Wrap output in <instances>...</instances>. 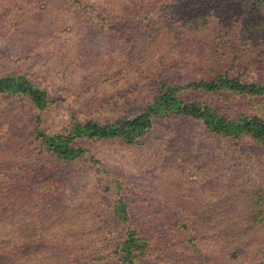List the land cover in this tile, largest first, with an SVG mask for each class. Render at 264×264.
<instances>
[{"label":"rangeland","instance_id":"rangeland-1","mask_svg":"<svg viewBox=\"0 0 264 264\" xmlns=\"http://www.w3.org/2000/svg\"><path fill=\"white\" fill-rule=\"evenodd\" d=\"M263 42L264 0H0V264H264V143L177 114L159 89L264 122V91L192 86L264 88ZM154 108L126 137L74 130Z\"/></svg>","mask_w":264,"mask_h":264},{"label":"trees","instance_id":"trees-1","mask_svg":"<svg viewBox=\"0 0 264 264\" xmlns=\"http://www.w3.org/2000/svg\"><path fill=\"white\" fill-rule=\"evenodd\" d=\"M256 7H257V10L261 8V11H262L263 9L261 6H258V5H256ZM259 18L260 20L262 19L261 16ZM258 22L259 21L256 18L251 19L248 26L252 30V32H254V29L256 28ZM259 45L260 44L256 45L258 46V48L256 51L252 52L251 58L253 59V55H257L260 60L259 63L264 64V42L260 46ZM256 52H259V53L256 54ZM258 58H255V59L257 60ZM214 62L211 65L215 68L217 63L216 62L214 63ZM232 62H233L232 68L238 71L244 68V66H247L245 64L246 61H241L238 56H236ZM204 67H207V66H204ZM214 68H212L210 72H213ZM5 80L10 81L9 78L0 79V85H2ZM192 86H193V89H198V90H200L201 87H205L204 89L208 88V90L210 91L213 90V92H218V91H226V92H233V93L240 92L241 94L248 93L249 95H254V96L260 95L261 92L264 91V88L262 87L261 83H257V82L242 83L239 77L228 75L227 73H219L217 74V77L211 81L201 80L199 83L192 84ZM182 88L183 87L176 86L171 82L163 81L159 86L160 94L162 96L160 99L164 100L163 104L167 103L170 109L179 104L180 107H174L175 109L178 108L177 114L188 115L193 118L200 119L204 122V124H206L209 130L222 131V132H225V134L233 135L235 138H239L244 133H247V134H250L255 140H260L264 143V131H263L264 122L258 119H254V117L249 116V115H243L235 120H229L228 117H225L219 114L217 110L214 109L212 106H208L206 104L205 108H203L204 103H202L200 100L178 99L176 97V92L181 91ZM37 92L38 91L35 90L32 93L33 96L36 95ZM150 113L138 115L131 119L127 118V119L120 120L118 122L110 123L107 125L89 123V125L80 126V124H77L74 126V130L78 132L79 135L81 134L78 131V127L92 130L93 133L90 135V137L96 136L100 138H110V137L117 136L118 132H121L120 134H118L119 136L121 135L125 136L128 132V131H124L126 128H132V131L139 130L140 132H142L144 129L149 128L153 124V119L157 118L158 116L164 115L163 110L161 109L156 110V108H154V111H152L153 114H151L150 117L148 118L147 115H149ZM51 139L54 142L56 139H60V137L53 136ZM47 140H49L48 137H47ZM142 241H143L142 239L139 241H134L133 245L129 247V252L132 253L131 250L133 249L139 250L141 252L144 251L145 248L148 246V244L147 242L145 241L142 242ZM141 242H142V245L140 246Z\"/></svg>","mask_w":264,"mask_h":264}]
</instances>
